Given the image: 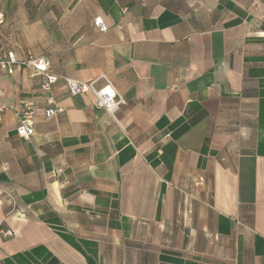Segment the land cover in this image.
<instances>
[{
	"label": "crops",
	"instance_id": "1",
	"mask_svg": "<svg viewBox=\"0 0 264 264\" xmlns=\"http://www.w3.org/2000/svg\"><path fill=\"white\" fill-rule=\"evenodd\" d=\"M0 13V54L44 56L60 78L48 92L0 69V264H264V0H0ZM64 78H106L126 105L115 120ZM51 96L63 113L46 120Z\"/></svg>",
	"mask_w": 264,
	"mask_h": 264
},
{
	"label": "built area",
	"instance_id": "2",
	"mask_svg": "<svg viewBox=\"0 0 264 264\" xmlns=\"http://www.w3.org/2000/svg\"><path fill=\"white\" fill-rule=\"evenodd\" d=\"M3 15L0 13V23ZM96 25L102 32L107 28L102 22V19H96ZM16 66L24 67L32 77H40V87L48 92H51L52 87L60 79L58 75L52 72L51 62L44 56L29 55L26 60L18 61L13 51H4L0 54V69L7 71L8 74H13ZM105 85H97V81H78L70 78H64L67 89L72 96H77L84 93H92L96 99V108L106 111L113 119L117 120V114L123 106L126 105V100L119 93L114 85L106 78ZM4 95V91L0 90V97ZM48 108L44 111V119H50L56 115L63 113V108L58 106L55 99L51 96L48 99ZM5 107L0 106V123L3 120ZM37 103L35 101H26L19 109L17 135L24 139H29L35 134V124L37 118ZM6 196L11 201L13 206H16V198L12 193H6ZM4 237H12L14 232L11 229L3 231Z\"/></svg>",
	"mask_w": 264,
	"mask_h": 264
}]
</instances>
